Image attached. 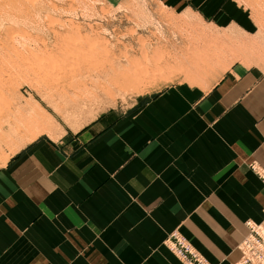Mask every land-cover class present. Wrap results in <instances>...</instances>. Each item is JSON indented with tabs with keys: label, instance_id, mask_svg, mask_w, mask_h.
Here are the masks:
<instances>
[{
	"label": "crops",
	"instance_id": "0c3cea01",
	"mask_svg": "<svg viewBox=\"0 0 264 264\" xmlns=\"http://www.w3.org/2000/svg\"><path fill=\"white\" fill-rule=\"evenodd\" d=\"M157 1L192 17L199 69L161 63L176 71L124 105L27 93L1 110L0 264H182L174 229L228 264L261 220L264 12Z\"/></svg>",
	"mask_w": 264,
	"mask_h": 264
},
{
	"label": "rangeland",
	"instance_id": "374dc122",
	"mask_svg": "<svg viewBox=\"0 0 264 264\" xmlns=\"http://www.w3.org/2000/svg\"><path fill=\"white\" fill-rule=\"evenodd\" d=\"M237 2L264 12V0ZM193 25L157 0H0V115L14 94L124 105L176 71L161 63L211 58L191 46Z\"/></svg>",
	"mask_w": 264,
	"mask_h": 264
},
{
	"label": "built area",
	"instance_id": "2783aa9c",
	"mask_svg": "<svg viewBox=\"0 0 264 264\" xmlns=\"http://www.w3.org/2000/svg\"><path fill=\"white\" fill-rule=\"evenodd\" d=\"M264 184V172L251 166ZM263 217L255 222H245L246 233L237 245L238 258L228 264H264V206ZM164 246L176 256L182 264H210L177 230H171L163 239Z\"/></svg>",
	"mask_w": 264,
	"mask_h": 264
},
{
	"label": "bare ground",
	"instance_id": "6f19581e",
	"mask_svg": "<svg viewBox=\"0 0 264 264\" xmlns=\"http://www.w3.org/2000/svg\"><path fill=\"white\" fill-rule=\"evenodd\" d=\"M105 12V11H104ZM90 26V25H89ZM91 29H92V26L90 27ZM89 28V29H90ZM89 37V36H88ZM206 62V61H205ZM254 166V165H253ZM254 167H256V166H254ZM256 168H258V167H256ZM259 169V168H258ZM259 170H261V169H259ZM263 171V170H262ZM263 209V208H262ZM262 217H263V213H262ZM262 219V218H261ZM252 221V220H251ZM256 222V221H255ZM258 222V221H257Z\"/></svg>",
	"mask_w": 264,
	"mask_h": 264
}]
</instances>
